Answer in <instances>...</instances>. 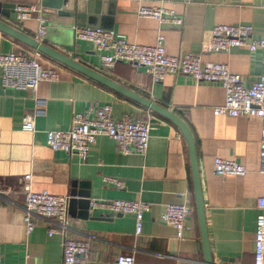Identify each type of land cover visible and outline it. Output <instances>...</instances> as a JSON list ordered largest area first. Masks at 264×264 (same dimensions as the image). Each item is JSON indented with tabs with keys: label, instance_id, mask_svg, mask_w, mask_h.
I'll use <instances>...</instances> for the list:
<instances>
[{
	"label": "crops",
	"instance_id": "1",
	"mask_svg": "<svg viewBox=\"0 0 264 264\" xmlns=\"http://www.w3.org/2000/svg\"><path fill=\"white\" fill-rule=\"evenodd\" d=\"M112 31L128 42L153 46L158 34L164 37L168 55L200 54L205 33L217 25H249L253 38L264 36V0H104ZM42 0H0L15 7L35 8L44 18L45 34L40 43L91 68L113 82L174 113L188 127L196 151L200 188L205 209L208 245L212 264H254L256 201L263 193L264 177L258 173L260 122L255 118L215 116L213 108L224 102L222 87L197 83L182 75H168L152 84L144 69L117 64L105 69L100 54L86 42L74 40L71 22L40 12ZM163 7L182 17L181 26L158 24L137 17V9ZM0 21L37 40L39 22L33 18L12 23ZM33 50L0 33V54L33 57ZM40 53V52H39ZM41 54V53H40ZM203 63L226 64L246 85L258 79L260 53L244 48L226 53L201 54ZM44 69L57 75L56 82L40 83L37 91L6 89L0 71V257L4 264H63L62 234L51 236L53 221L32 217L34 229L27 234L23 225L22 179L31 176L34 192L70 195L72 183L85 185L91 200L143 201L150 210L143 217L142 232L135 236L132 216L109 217L82 211L75 206L69 214L66 236L89 246L88 264H116L118 256L132 255L134 264H204L199 223L195 211L194 187L187 143L170 121L152 113L76 71L41 54ZM110 105L113 117L149 119L153 130L145 156L122 155L116 143L98 137L86 162L46 146L47 131H65L72 116L94 106ZM26 115L33 116L35 132L22 131ZM234 161L246 169L243 177H217L212 172L214 158ZM105 177L118 179L119 190L104 183ZM168 204L191 208L183 238L160 219Z\"/></svg>",
	"mask_w": 264,
	"mask_h": 264
},
{
	"label": "built area",
	"instance_id": "2",
	"mask_svg": "<svg viewBox=\"0 0 264 264\" xmlns=\"http://www.w3.org/2000/svg\"><path fill=\"white\" fill-rule=\"evenodd\" d=\"M190 2V0H185ZM17 21L20 23L35 18L39 22L37 41L45 34L44 18L38 17L35 8L16 7ZM137 17L150 19L158 24L181 26L182 17L174 11L163 7L140 6ZM253 29L249 25H217L207 31L200 43V54L184 53L176 56L168 55L164 48V37L158 34L153 46H139L128 42L123 34L101 28L75 26L74 40L86 42L100 54V61L105 69H113L124 63L134 68H141L149 75L152 84H159L168 75H182L192 78L197 83H214L222 87L224 102L213 108L215 116L248 117L258 119L261 125L259 140L258 173L264 177V36L253 38ZM244 48L251 55L261 54V71L258 79L246 85L241 76L231 73L226 64L203 63L201 54L226 53L232 49ZM35 51L33 57L6 53L0 54L1 84L6 89L25 90L35 93L40 83H53L58 75L51 69L42 68ZM22 131L34 133L35 120L26 115L21 122ZM153 125L149 119L124 117L115 119L110 105L94 106L84 113L72 116L70 127L65 131H47L46 146L52 152H63L81 162H86L91 147L98 137H107L116 143L122 155L132 153L145 156L150 132ZM212 172L217 177H243L246 169L234 162L214 158ZM104 183L122 190L123 184L118 179L105 177ZM24 196L23 225L30 234L34 225L32 217H41L53 221L48 231L51 236L57 232L62 234L63 264H88L89 246L85 242L75 241L66 236L69 230L68 205L70 196H57L48 191L34 192L31 187V176L22 179ZM150 210V204L143 201L125 200H91L89 211L105 216H132L135 221V236L142 232L143 217ZM256 223L254 233V264H264V185L263 193L256 201ZM191 213L187 204H168L164 207L160 219L170 225L181 240L186 220ZM0 264H4L0 257ZM116 264H134L132 255L118 256Z\"/></svg>",
	"mask_w": 264,
	"mask_h": 264
},
{
	"label": "water",
	"instance_id": "3",
	"mask_svg": "<svg viewBox=\"0 0 264 264\" xmlns=\"http://www.w3.org/2000/svg\"><path fill=\"white\" fill-rule=\"evenodd\" d=\"M112 4V1L104 0H42L40 5V12L44 17L48 15L61 18L63 19V22L65 24L71 22L74 26L110 30L112 28L110 25H108V21L109 19H111V16L109 10H107V7L108 5ZM15 8V5L0 3V15L8 19L12 23H16L17 13L15 11ZM0 33L5 34L22 43L23 45L40 52L50 59H53L58 63L87 77L88 79L104 85L105 87L112 89L120 95L131 99L140 106L150 110L152 113H155L172 122L179 129L187 143L189 151L192 181L194 187L195 211L199 223L204 264H212V258L208 245L205 209L200 188L196 151L191 133L185 123L174 113L168 111L167 109L150 102L149 100L137 95L136 93H133L132 91L113 82L102 74L41 44L36 39L24 35L23 33L10 27L9 25L2 23L1 21ZM84 188L85 185L82 183H72L68 205L69 214L72 216L75 206H78V208L82 210L78 214V216L80 218L88 217L90 198L89 193L83 190Z\"/></svg>",
	"mask_w": 264,
	"mask_h": 264
}]
</instances>
